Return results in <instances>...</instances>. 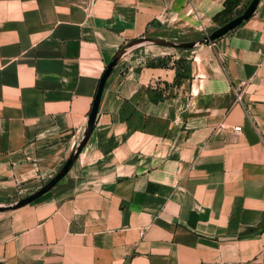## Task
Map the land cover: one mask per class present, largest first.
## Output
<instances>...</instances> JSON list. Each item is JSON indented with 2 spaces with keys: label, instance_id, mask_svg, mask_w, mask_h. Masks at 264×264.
Listing matches in <instances>:
<instances>
[{
  "label": "crops",
  "instance_id": "1",
  "mask_svg": "<svg viewBox=\"0 0 264 264\" xmlns=\"http://www.w3.org/2000/svg\"><path fill=\"white\" fill-rule=\"evenodd\" d=\"M221 1L0 0V206L61 169L119 49ZM0 263L264 264V0L209 44L126 50L67 173L0 211Z\"/></svg>",
  "mask_w": 264,
  "mask_h": 264
},
{
  "label": "water",
  "instance_id": "2",
  "mask_svg": "<svg viewBox=\"0 0 264 264\" xmlns=\"http://www.w3.org/2000/svg\"><path fill=\"white\" fill-rule=\"evenodd\" d=\"M259 1L260 0H251V2L249 3L247 8L245 9V11L241 15L233 18L232 20H230L229 22H227L226 24H224L220 28L213 31L211 34L206 35L197 41L184 42V43H173L170 41H164V40H159V39H154V38H140V39H136V40L129 42L123 48H121L118 51V53L113 57V59L107 64L106 68L104 69V71H103V73L99 79L97 89H96V93H95V96L93 98L91 108H90V111H89V114L87 117L86 128L84 130L82 139L77 144L74 151L69 156V158L66 160L64 165L56 173V175L52 179H50V181H48L44 186H42L36 192H34L33 194H31V195L13 203V204H10L7 206H0V211L14 210V209H17L19 207H22V206L32 202L36 198H38L41 195H43L44 193H46L51 187H53L67 173L70 166L72 165V163L74 162V160L76 159L78 154L80 153L82 147L84 146L85 142L87 141V139H88V137H89V135L93 129L95 117H96V114H97V111L99 108L100 99L102 96V92H103L105 82H106L107 78L109 77L113 68L118 63L121 56L124 54V52H126V50L134 47L135 45L142 44V43H149V44H153V45H160V46H165V47H170V48H180V49H184V50L192 49L196 46H200V45H204V44H209V43L213 42L214 40L220 38L221 36H223L227 32L234 29L237 25H239L244 20L248 19L250 17V15L252 14V12L254 11V9H255V7Z\"/></svg>",
  "mask_w": 264,
  "mask_h": 264
},
{
  "label": "rangeland",
  "instance_id": "3",
  "mask_svg": "<svg viewBox=\"0 0 264 264\" xmlns=\"http://www.w3.org/2000/svg\"><path fill=\"white\" fill-rule=\"evenodd\" d=\"M224 2H225V0L221 1L222 8L217 13H215L212 16V18H210V20H208L207 24H201V25H196V26L193 25L191 28L178 30V32L175 35V39L168 40V41L173 42V43H184V42L197 41V40L203 38L204 36L211 34L216 29L220 28L221 27L220 24H221L222 20H224V19L226 20V19H229V18H231L230 20H232L233 18L241 15L245 11V9L247 8L246 6L249 5L251 0H238L237 5L235 7H233V8H231L229 15L224 17L222 20L221 19L220 20L214 19V17L218 13L223 11ZM190 8H191V13L193 14L195 9H194V7L191 4H190ZM176 49L177 50H181L180 48H176ZM192 49H194V48H192ZM14 202H12V203H14Z\"/></svg>",
  "mask_w": 264,
  "mask_h": 264
},
{
  "label": "trees",
  "instance_id": "4",
  "mask_svg": "<svg viewBox=\"0 0 264 264\" xmlns=\"http://www.w3.org/2000/svg\"><path fill=\"white\" fill-rule=\"evenodd\" d=\"M237 2H238V0H225L223 11L220 12V13H218V14L214 17V19H216V20H220V19H221V20H222L224 17H226L227 15H229V14H230V10H231V8L235 7V6L237 5ZM246 7H247V6H246ZM246 7H245V8H246ZM230 19H231V18L226 19V20H225V19L222 20L220 26H222L223 24H225L226 22H228ZM119 50H120V49H119ZM119 50H118V51H119ZM117 53H118V52H117ZM117 53H116V54H117ZM149 65H150V66H154L153 63H150ZM175 65H178L179 67H180V66H183V60L178 59L177 61H175V63L172 65V67H174ZM156 66H160V67L166 68V67H167V64H166V62H164V61H160V63H157ZM176 77H177V74H176Z\"/></svg>",
  "mask_w": 264,
  "mask_h": 264
},
{
  "label": "built area",
  "instance_id": "5",
  "mask_svg": "<svg viewBox=\"0 0 264 264\" xmlns=\"http://www.w3.org/2000/svg\"><path fill=\"white\" fill-rule=\"evenodd\" d=\"M240 128L239 127H235V130L237 131V130H239ZM0 264H2V263H0Z\"/></svg>",
  "mask_w": 264,
  "mask_h": 264
}]
</instances>
